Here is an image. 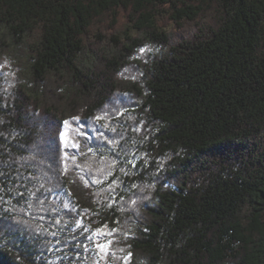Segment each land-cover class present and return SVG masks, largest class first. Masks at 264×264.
Listing matches in <instances>:
<instances>
[{"label":"trees","instance_id":"1","mask_svg":"<svg viewBox=\"0 0 264 264\" xmlns=\"http://www.w3.org/2000/svg\"><path fill=\"white\" fill-rule=\"evenodd\" d=\"M0 264H264V0H0Z\"/></svg>","mask_w":264,"mask_h":264}]
</instances>
